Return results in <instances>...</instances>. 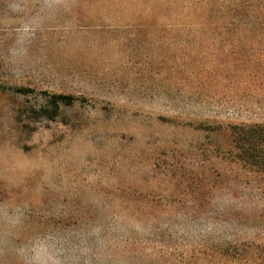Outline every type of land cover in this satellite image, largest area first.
Wrapping results in <instances>:
<instances>
[{
	"label": "rangeland",
	"instance_id": "374dc122",
	"mask_svg": "<svg viewBox=\"0 0 264 264\" xmlns=\"http://www.w3.org/2000/svg\"><path fill=\"white\" fill-rule=\"evenodd\" d=\"M246 124L264 0H0V264L264 245L259 179L218 158Z\"/></svg>",
	"mask_w": 264,
	"mask_h": 264
},
{
	"label": "trees",
	"instance_id": "16d2710c",
	"mask_svg": "<svg viewBox=\"0 0 264 264\" xmlns=\"http://www.w3.org/2000/svg\"><path fill=\"white\" fill-rule=\"evenodd\" d=\"M228 129L227 154L220 153L218 158L225 160L228 156L227 160L241 165L246 169L247 175L258 178L253 182L252 188L264 195V125H235ZM209 257L215 260V264H264V245L230 243L217 249Z\"/></svg>",
	"mask_w": 264,
	"mask_h": 264
}]
</instances>
